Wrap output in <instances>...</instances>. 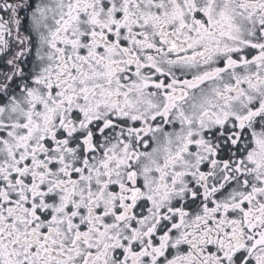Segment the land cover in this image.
<instances>
[{
	"label": "flooded vegetation",
	"instance_id": "1",
	"mask_svg": "<svg viewBox=\"0 0 264 264\" xmlns=\"http://www.w3.org/2000/svg\"><path fill=\"white\" fill-rule=\"evenodd\" d=\"M0 264H264V0H0Z\"/></svg>",
	"mask_w": 264,
	"mask_h": 264
}]
</instances>
